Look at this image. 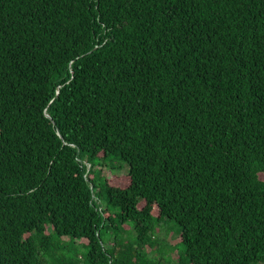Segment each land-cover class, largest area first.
Segmentation results:
<instances>
[{
    "label": "trees",
    "instance_id": "trees-1",
    "mask_svg": "<svg viewBox=\"0 0 264 264\" xmlns=\"http://www.w3.org/2000/svg\"><path fill=\"white\" fill-rule=\"evenodd\" d=\"M0 264H264V0H0Z\"/></svg>",
    "mask_w": 264,
    "mask_h": 264
},
{
    "label": "rangeland",
    "instance_id": "rangeland-1",
    "mask_svg": "<svg viewBox=\"0 0 264 264\" xmlns=\"http://www.w3.org/2000/svg\"><path fill=\"white\" fill-rule=\"evenodd\" d=\"M127 169H128V167L125 166L119 173L123 174V173L126 172ZM104 174H105V176L109 177V179H112L113 178V176H112L113 173H112V171L109 168H104ZM154 212H155V214L157 213V211H154ZM174 228L176 229L177 226L174 227ZM168 239L172 243H177V242L180 241V235H178L175 232H172L171 234L168 235ZM177 256H178L177 255V252H174L173 253V257L174 258H177Z\"/></svg>",
    "mask_w": 264,
    "mask_h": 264
}]
</instances>
